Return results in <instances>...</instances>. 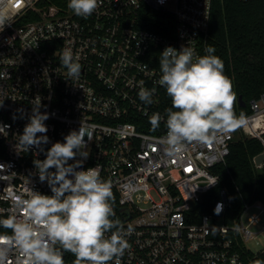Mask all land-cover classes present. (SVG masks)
I'll list each match as a JSON object with an SVG mask.
<instances>
[{
    "label": "built area",
    "instance_id": "2783aa9c",
    "mask_svg": "<svg viewBox=\"0 0 264 264\" xmlns=\"http://www.w3.org/2000/svg\"><path fill=\"white\" fill-rule=\"evenodd\" d=\"M211 8L212 0H98L93 14L83 18L45 0H0V11L7 10L0 28V216L19 218L16 201L30 188L51 194L34 167L44 152L16 144L39 104L49 114L45 150L80 124L94 130L88 157L76 159L83 160V169L99 168L111 182L112 219L125 229L133 226L129 247L110 264H253L257 253L246 243L264 232V204L244 201L231 220L232 195L225 187L216 191L208 211L202 203L221 176L230 175L228 169L215 170L226 163L236 135L258 139L264 152V92L249 102L243 126L218 133L207 145H188L181 158L163 154L158 138L165 128L139 129L151 130L155 113L166 118L155 65L160 53L187 45L206 55ZM147 10L173 15V36L142 27ZM65 49L82 65L79 78L69 79L60 63ZM141 89H155L153 103L139 99ZM217 203L223 206L219 215L213 211ZM5 231L10 230L0 229ZM16 259L10 252L7 264Z\"/></svg>",
    "mask_w": 264,
    "mask_h": 264
},
{
    "label": "clouds",
    "instance_id": "9594fccd",
    "mask_svg": "<svg viewBox=\"0 0 264 264\" xmlns=\"http://www.w3.org/2000/svg\"><path fill=\"white\" fill-rule=\"evenodd\" d=\"M67 6L75 15L87 18L97 9L98 0H67ZM6 20L5 9L0 11V28ZM205 52L197 55L193 47L182 45L179 50L167 46L160 53L157 83L165 89L171 107L166 118L153 114L150 125L155 131L164 120L166 134L158 138V144L169 158H181L188 145L215 142L218 133H231L245 123L243 115L237 117L234 112L237 97L224 74L223 61L214 55L213 46H207ZM59 60L69 79L79 78L82 65L71 50H63ZM154 91L141 89L139 99L153 103ZM48 118L39 104L33 106L16 144L21 150L34 147L44 152L45 159H37L34 167L51 194L30 188L26 197L16 201L15 207L22 213L19 218L15 213L0 216V229L10 230L0 232V264H7L10 252L17 253L16 264H65V252L74 255L75 264H110L129 247L126 237L133 226L125 229L112 219L111 182L101 178L99 168L83 169V160L76 159L88 157L87 145L94 130L80 124L64 136L63 142L56 141L45 150L42 145L48 144L49 137L44 121ZM222 207L217 203L214 213L219 215Z\"/></svg>",
    "mask_w": 264,
    "mask_h": 264
},
{
    "label": "trees",
    "instance_id": "16d2710c",
    "mask_svg": "<svg viewBox=\"0 0 264 264\" xmlns=\"http://www.w3.org/2000/svg\"><path fill=\"white\" fill-rule=\"evenodd\" d=\"M45 1L70 9L67 0ZM142 23L146 29L173 36L175 19L169 13L147 10ZM209 45L215 48L214 55L223 61L224 74L231 80L237 97L233 105L236 116L250 114L249 102L264 92V0H212ZM155 65L159 68V59ZM162 100L163 108L171 107L165 90ZM160 127L165 128V125L162 123ZM139 129L156 133L141 126ZM262 151L263 145L258 139L236 135L226 163L215 170L224 172L228 169L230 175L221 176L218 186L202 203V210L208 211L216 191L223 187L232 195L228 211L231 220L239 213L244 201L259 200L264 204V164L261 169H256L253 161ZM63 258L65 264H75L72 253H63ZM253 264H264V249L254 256Z\"/></svg>",
    "mask_w": 264,
    "mask_h": 264
},
{
    "label": "rangeland",
    "instance_id": "374dc122",
    "mask_svg": "<svg viewBox=\"0 0 264 264\" xmlns=\"http://www.w3.org/2000/svg\"><path fill=\"white\" fill-rule=\"evenodd\" d=\"M262 221L264 218L262 217ZM259 227L254 228L257 230ZM247 248L250 250L251 253L256 254L264 249V232L257 233L254 239L246 243Z\"/></svg>",
    "mask_w": 264,
    "mask_h": 264
},
{
    "label": "water",
    "instance_id": "95a60500",
    "mask_svg": "<svg viewBox=\"0 0 264 264\" xmlns=\"http://www.w3.org/2000/svg\"><path fill=\"white\" fill-rule=\"evenodd\" d=\"M239 102L241 101V97L238 98ZM254 164L258 165L261 163H264V152L258 154L255 158H254Z\"/></svg>",
    "mask_w": 264,
    "mask_h": 264
}]
</instances>
